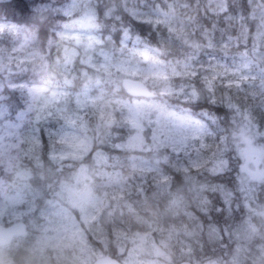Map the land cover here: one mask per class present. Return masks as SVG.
<instances>
[{
	"label": "clouds",
	"instance_id": "9594fccd",
	"mask_svg": "<svg viewBox=\"0 0 264 264\" xmlns=\"http://www.w3.org/2000/svg\"><path fill=\"white\" fill-rule=\"evenodd\" d=\"M0 264H264V0H0Z\"/></svg>",
	"mask_w": 264,
	"mask_h": 264
}]
</instances>
